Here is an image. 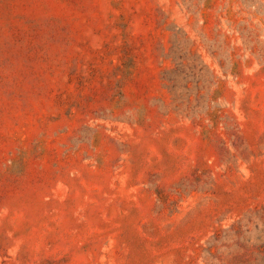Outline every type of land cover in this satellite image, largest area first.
Returning <instances> with one entry per match:
<instances>
[{
	"label": "rangeland",
	"instance_id": "1",
	"mask_svg": "<svg viewBox=\"0 0 264 264\" xmlns=\"http://www.w3.org/2000/svg\"><path fill=\"white\" fill-rule=\"evenodd\" d=\"M0 264H264V0H0Z\"/></svg>",
	"mask_w": 264,
	"mask_h": 264
}]
</instances>
